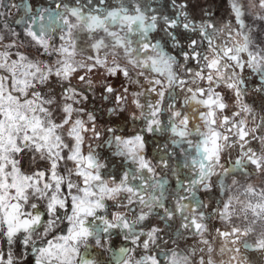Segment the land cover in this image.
I'll use <instances>...</instances> for the list:
<instances>
[{
  "label": "snow or ice",
  "instance_id": "obj_1",
  "mask_svg": "<svg viewBox=\"0 0 264 264\" xmlns=\"http://www.w3.org/2000/svg\"><path fill=\"white\" fill-rule=\"evenodd\" d=\"M0 0V264H264V0Z\"/></svg>",
  "mask_w": 264,
  "mask_h": 264
},
{
  "label": "flooded vegetation",
  "instance_id": "obj_2",
  "mask_svg": "<svg viewBox=\"0 0 264 264\" xmlns=\"http://www.w3.org/2000/svg\"><path fill=\"white\" fill-rule=\"evenodd\" d=\"M211 7L216 11L217 15H224L227 7L226 0H206Z\"/></svg>",
  "mask_w": 264,
  "mask_h": 264
}]
</instances>
